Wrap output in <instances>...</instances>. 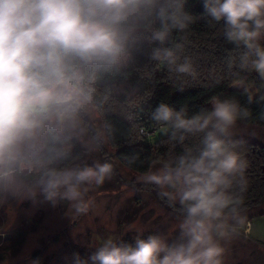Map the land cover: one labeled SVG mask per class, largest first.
I'll list each match as a JSON object with an SVG mask.
<instances>
[{"label": "clouds", "instance_id": "9594fccd", "mask_svg": "<svg viewBox=\"0 0 264 264\" xmlns=\"http://www.w3.org/2000/svg\"><path fill=\"white\" fill-rule=\"evenodd\" d=\"M187 0H0V205L67 202L74 214L93 205L90 190L112 178L110 161L38 168L26 150L42 148L48 126L75 107L77 65L116 64L124 56L129 25L154 16L149 58L177 80L195 79L183 42L168 46L194 17ZM205 14L222 23L234 46L229 68L254 70L264 79V0H201ZM247 111L234 99L213 96L210 108L189 112L160 103L151 120L182 145L140 180L165 190L178 214V234L137 237L132 244L106 239L70 264H223L226 245L246 223L242 213L246 161L232 129ZM190 137L194 143H185ZM132 163V161H129ZM32 264H40L39 259Z\"/></svg>", "mask_w": 264, "mask_h": 264}, {"label": "trees", "instance_id": "16d2710c", "mask_svg": "<svg viewBox=\"0 0 264 264\" xmlns=\"http://www.w3.org/2000/svg\"><path fill=\"white\" fill-rule=\"evenodd\" d=\"M185 10L194 22L183 33L173 31L168 46L183 42L184 55L191 57L197 71L195 79L177 80L163 64L150 60L155 46L149 43L154 16L147 13L130 23L127 49L118 63L84 64L75 69L79 72L76 88L101 111L115 157L138 173H146L154 163L182 151V145L169 134L154 137L160 126L150 117L160 103L176 109L186 105L192 113L210 108L211 98L220 96L236 100L247 111L241 117L246 123L264 125V79L254 70L229 68L234 46L223 37V22L212 21L201 0H187ZM141 130L152 133L147 137ZM235 140L241 142L238 151L246 161L243 211L264 204V145ZM194 142L192 137L185 141ZM43 146L41 153L24 155L38 168H63L76 154L74 141L59 137L52 125L45 131ZM168 205L175 211L169 201Z\"/></svg>", "mask_w": 264, "mask_h": 264}, {"label": "rangeland", "instance_id": "374dc122", "mask_svg": "<svg viewBox=\"0 0 264 264\" xmlns=\"http://www.w3.org/2000/svg\"><path fill=\"white\" fill-rule=\"evenodd\" d=\"M74 103L73 109L50 124L59 137L74 141L76 154L65 167L107 160L114 166L112 178L100 187L93 186L89 192L93 205L81 214H74L67 202L55 207L21 204L9 196L0 205V264H32L35 259L40 264H70L72 253L87 256L109 238L132 244L137 237L150 234H164L169 239L178 234V214L163 195L167 189L157 190L143 182L144 173L131 170L115 157L101 111L77 88ZM167 134L160 127L154 137ZM232 136L264 145V125L240 118ZM43 151L44 146L38 151L26 150L24 155ZM241 214L246 217L245 226L227 243L223 264H264V204Z\"/></svg>", "mask_w": 264, "mask_h": 264}, {"label": "built area", "instance_id": "2783aa9c", "mask_svg": "<svg viewBox=\"0 0 264 264\" xmlns=\"http://www.w3.org/2000/svg\"><path fill=\"white\" fill-rule=\"evenodd\" d=\"M141 133L148 137L152 132H145V131L141 130Z\"/></svg>", "mask_w": 264, "mask_h": 264}]
</instances>
